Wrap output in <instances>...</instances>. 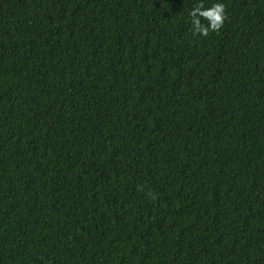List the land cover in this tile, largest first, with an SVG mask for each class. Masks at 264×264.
Masks as SVG:
<instances>
[{
  "label": "trees",
  "instance_id": "16d2710c",
  "mask_svg": "<svg viewBox=\"0 0 264 264\" xmlns=\"http://www.w3.org/2000/svg\"><path fill=\"white\" fill-rule=\"evenodd\" d=\"M195 2L0 0V264H264V0Z\"/></svg>",
  "mask_w": 264,
  "mask_h": 264
},
{
  "label": "clouds",
  "instance_id": "9594fccd",
  "mask_svg": "<svg viewBox=\"0 0 264 264\" xmlns=\"http://www.w3.org/2000/svg\"><path fill=\"white\" fill-rule=\"evenodd\" d=\"M193 34L207 36L210 32L218 31L224 21V5L220 0H211L206 6L205 0H196L188 10ZM206 21V23L202 22Z\"/></svg>",
  "mask_w": 264,
  "mask_h": 264
}]
</instances>
